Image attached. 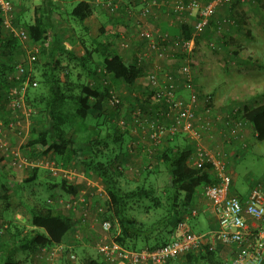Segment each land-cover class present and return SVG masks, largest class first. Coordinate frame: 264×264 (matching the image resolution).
<instances>
[{
    "label": "rangeland",
    "instance_id": "rangeland-1",
    "mask_svg": "<svg viewBox=\"0 0 264 264\" xmlns=\"http://www.w3.org/2000/svg\"><path fill=\"white\" fill-rule=\"evenodd\" d=\"M100 1L104 2L106 0ZM110 1L116 3L118 5L117 11L121 12L119 8L123 7L125 0ZM11 3L13 7L11 17L13 26L25 31L24 25L33 23V9L35 6L41 4V0H11ZM55 3L59 11L52 14V32L62 44L67 45V47H65L68 48V50L78 55L79 51H82L80 48V46H82L81 42H83L85 46L92 48L94 45L90 42V40H92L91 38L94 40L98 38L97 41H104L107 39V37L100 34L98 25L94 20L88 22L87 30L84 26L76 23L68 16V13L75 6V0H55ZM227 8L228 6L218 7L210 18L204 31L196 39L190 65L192 71L191 78L192 73L194 77L198 76V81L195 82L193 79L195 86L205 95L212 92L211 97H213V101L225 100L226 102L233 103V106H238L239 109L262 104L264 103V0H245L243 3L234 1L229 14L226 13ZM124 9H126L125 6L123 7V10ZM98 10L101 11L99 12V17L102 24L110 28V22H113L112 19H114V15L117 13L109 14L103 7H99ZM225 17L230 18V20H232L231 22H235V26L233 24L234 29L226 31L224 27L218 24L219 21L221 20L222 22ZM189 18H192V20H189ZM194 21V15H184L181 20V22L186 25H191ZM2 32L7 39L13 38L18 46L10 51L0 45V65L6 64L11 66L16 63L23 64L30 68L31 76L34 75L37 78L39 73H41V68L35 67L34 64H30L29 66L27 58L29 55L35 54L36 60L44 63L45 59L38 51L40 45L32 43L29 39L24 43H20L16 38L8 34L7 28H5L4 25H2ZM118 37L120 36L118 35ZM183 38L184 37L181 38L180 36L174 37L173 39L171 38L173 42L165 46V48H168H166V55L163 58H157L153 53L151 55V51H147L144 48V50L142 49L141 52L147 51V57H139H141V63L148 62L151 69L153 67L150 74L156 75L157 82L155 89L158 90L159 86L163 85L165 81L161 82L162 80L159 79V74L163 67L168 65L169 71L172 70L174 74H179L178 66L182 65L184 57L180 54V45L178 42ZM112 41L111 44L113 43ZM116 41L117 44L120 43V39L116 38ZM227 56H229V58ZM101 62L102 57L94 54L88 66L98 69L101 68ZM62 65L65 66V69L59 74L61 80L66 79L80 85H88L95 88H106L111 92V94L108 92L109 95L118 98V105L115 106L108 102V104L104 106L103 115L100 112L92 110L87 118V122L90 126L99 124L101 127V134L113 132L114 136L121 135V137H123L121 144H119L122 145V147H118V145L112 141L108 142V148L102 149L103 154L101 160L103 162H109L114 159L117 160V166L120 171L118 180L120 187L124 191L143 186L151 190V197L158 198L164 204V187L168 181V177L164 165L158 161V156L161 152L160 150L167 148L170 142H165L167 141L166 139L160 146V148L163 146V149L156 148L153 154L149 155L145 152L147 147L139 145L141 141L144 139L147 140V138L143 139L140 133L132 131V120L136 117L139 118L141 122L153 120L154 118V114L151 112H153V106L156 105H153L152 98H149V94H153L154 89L149 83V71L146 72V81L144 80V85L146 86H143L146 92L138 94L135 90H130L129 86L123 83L115 84L109 76L104 77L101 75V77L96 80L93 77H86L85 71L81 70V68L74 67L73 64L67 65L66 60L63 61ZM164 73L165 77L167 75L171 76V73ZM77 74H80L79 79L76 78ZM171 78L177 80L175 77L171 76ZM104 79L106 80L105 84L103 81ZM74 92L77 93L78 89H74ZM145 101H149V107L145 105ZM32 111L33 115L35 111L34 109ZM32 127L33 130H42L39 122L36 120V116L35 120H31L25 132L26 142L33 131ZM130 129L133 132L131 136H135V138L139 137L138 140L130 139ZM79 131L83 132V135L87 134L85 129H79ZM7 136L6 139L9 146L14 149L13 151L18 152L21 158H27L30 162L35 164L39 163L43 158L45 160L48 159L50 162H54L56 167L60 170L62 169V171L59 170V172L53 176L46 169L39 168L37 180L26 184L23 181L30 176L32 168L14 169L10 161L4 157L5 159L0 163V166L5 165L4 172L7 174L10 185V212L7 216L10 226H7V228L5 226L2 227V222L0 221V243L4 240L2 237L10 238L12 234H16L15 231L17 229L15 227H18L21 231L19 235L21 239L32 235L33 228L29 224L27 207L45 204L46 206L57 208L65 216L70 215L66 206L69 197L65 195L58 186L52 189L48 186L51 183H59V181L64 179V174H66L73 182L82 180L83 178L84 182L89 183V187H86L88 189H79L80 191L77 196L80 197V199H86L88 207L91 206L89 208V215H87L88 221L85 223L79 222L78 215H74L77 217L75 220L78 221V226L76 225L77 229L71 231L70 235L63 240L62 249L59 248L58 250H54L51 258L44 256L38 257L35 255V252L28 251L27 249H18L15 253V257L22 264H82L84 252L98 257L95 244L100 240L102 235L104 236L100 230V220L106 219L108 215L107 206L104 203L105 195L99 191L100 188L104 190V186L100 180L91 173L84 171L83 166L78 161H69V164L63 167V162L58 161L53 153L42 154L40 153L41 149L38 147L26 148V143L18 146L17 139L13 135L9 134ZM71 137L74 141H77L79 134H74ZM177 140L184 145H190L191 142L190 139L185 138L183 134H178ZM262 142L255 139L253 142L254 150H264L260 147L262 145V148H264V141ZM81 149V155L88 156V146L84 144ZM3 152L0 150V157L3 156ZM243 165L245 166L243 171L240 170V168L236 171L235 179L231 182L230 192L234 195L238 193L243 194L250 186L252 189L259 188L263 192L264 154L259 158H253L248 155ZM145 206H150V203L144 201L142 207L135 208L130 214L136 216V218L140 220H142V218L145 219L146 216H151L152 212L145 215ZM98 208L101 209L102 212H98L96 210ZM74 214L79 213L75 211ZM197 222H200L197 218H192L187 221L194 233L199 231L195 225ZM4 228L8 229L10 233H6V229ZM112 228L114 232H118L116 226L112 225ZM203 229L204 230L201 231L205 232L207 229L205 225ZM71 255L75 256V259H71ZM183 259V257H179L170 264H187Z\"/></svg>",
    "mask_w": 264,
    "mask_h": 264
},
{
    "label": "trees",
    "instance_id": "trees-1",
    "mask_svg": "<svg viewBox=\"0 0 264 264\" xmlns=\"http://www.w3.org/2000/svg\"><path fill=\"white\" fill-rule=\"evenodd\" d=\"M235 1L240 2V0ZM233 4L228 5L227 14L231 12ZM57 11L59 9L54 0H42L41 4L34 8L33 23L24 25L28 39L32 43L40 45L39 54L45 59V62L41 63L35 57L33 64L35 67L41 68V73L37 78L34 75L30 77L25 98L27 105L35 111L32 120H35L36 116L42 130H33L32 127L33 131L25 147H38L42 154L53 153L58 161L63 162V167H66L69 161H78L84 171L100 180L105 190L104 203L108 211L106 219L116 226L118 230L116 241L122 247L132 250L160 247L174 236L176 223L179 221L181 213L187 207L192 206L191 201L196 192L214 182L213 175L208 169L209 166L201 170H195L188 166L192 153L191 146L178 142V135H176L167 140L170 142L167 148L160 150L163 149V146L158 147L161 151H159L158 161L164 165L168 177L164 187V204L158 198L151 197L149 188L139 186L133 190L124 191L120 187L118 180L120 171L117 160L103 162L101 157L102 149L108 148L109 141L122 147L119 144L123 137L121 135L114 136L113 132L101 134L99 124L90 126L87 122L88 115L92 110L103 115L104 106L109 102V90L80 85L66 79L61 80L59 74L65 69L62 63L66 60L67 65L73 64L74 67L85 71L88 78L101 77L102 72H98V69H102L115 84L123 83L132 86L142 75L141 67L138 64L125 63L121 57L112 53L110 42H105V40H90L94 45L92 48L81 42L84 54L81 56L74 54L52 32L51 17ZM91 15V6L84 1H78L68 13V16L81 26H84V22ZM225 20L227 22L221 26L226 31L234 29L235 22H231L232 20L228 17H225ZM218 24H221V20ZM191 30L192 26L186 28L185 39L190 38ZM100 34L107 37L103 29ZM0 45L10 51L18 46L13 38L7 39L4 36L1 17ZM94 54L102 57L101 68L96 69L88 66ZM227 57L229 58V56ZM16 64L0 65V101H2L0 115L2 117L8 115L3 106L6 100L5 91L13 83L12 80H9V75L12 74ZM76 78L79 79L80 74H77ZM76 88L78 89L77 93L74 92ZM151 95L152 98L153 94L151 93ZM237 108L238 106L232 108L230 114ZM240 110L244 122L252 127L254 138L257 141H264V103L251 108L243 107ZM79 129H85L87 134L83 135ZM74 134H79L77 141L71 137ZM173 141L177 145L173 144ZM84 144L88 146V156L81 155V147ZM4 159L3 156L0 157V163ZM4 167L5 165L0 166V221L2 222L1 226L7 228L10 226L7 219L10 212V185ZM30 172V176L23 181L26 184L37 180L39 167L32 168ZM48 186L50 189L58 186L69 198L75 196L82 188L86 189L82 182L68 184L64 179ZM144 201L150 203V206H145V215L149 212L152 213L151 216L140 220L130 212L137 207H142ZM26 209L29 215V224L33 228L32 235L21 239L19 238L21 231L15 227L17 229L15 235L12 234L10 238L2 237L4 240L0 243V264H22L15 257L18 249H27L38 255L42 250L51 251L54 247L62 245L63 240L70 235L71 231L77 229V222H80L81 218L78 215L79 220L76 221L77 217L74 215L77 216V214L71 210H69L70 215L65 216L57 208L45 204ZM5 231L10 233L8 229ZM181 257L187 264H221L222 261L218 251L211 248H204L195 253L190 252ZM82 264H101V262L98 257L84 252Z\"/></svg>",
    "mask_w": 264,
    "mask_h": 264
},
{
    "label": "built area",
    "instance_id": "built-area-1",
    "mask_svg": "<svg viewBox=\"0 0 264 264\" xmlns=\"http://www.w3.org/2000/svg\"><path fill=\"white\" fill-rule=\"evenodd\" d=\"M88 4H96L103 7L109 13H116L118 5L113 1L106 0H79ZM235 0H139L141 4L140 15L146 18L151 10L159 9L162 6L171 5V10L178 22L185 15H194L195 21L192 23V30L189 39L183 38L178 42L180 54L184 57L182 65L179 67V77L173 80L171 76H166L165 83L155 89L156 75L150 74L148 79L153 89V105L159 107V111L153 120L141 122L139 118L132 120V131L138 132L148 139L150 147L146 153L152 155L154 150L162 145L166 139L173 138L178 134H183L194 144V152L189 159V166L195 170H201L207 166L213 171L214 182L203 187L202 196L207 203L202 206L201 212L207 214L215 220V227L206 232H192L187 221L199 215V208L196 205L187 207L182 213L175 226V234L164 245L149 249L147 247L132 250L122 247L117 241L118 232H114L112 224L107 219L100 220V230L102 235L95 244V250L101 264H168L170 261L188 254L198 252L204 248L216 249L227 248L228 256L222 257L221 264H264V193L259 188H253L245 198H240L230 192L232 179L227 173L223 163L215 160L203 146L204 135L210 130L209 122L197 118L195 111L196 104L201 101L203 104V114L209 115L212 111L211 97L201 93L193 79L191 78V59L196 39L208 25L209 18L221 6H228ZM245 0H240L243 3ZM170 3V4H169ZM12 3L10 0H0V17L2 25L7 28L8 34L16 38L20 43L28 40L26 31L17 29L12 24ZM227 20L223 19L220 26ZM219 28V27H218ZM141 38L147 42L149 51L153 52L157 58L166 55L165 46L170 44L172 39L168 34L159 29H144L140 33ZM122 47H128L126 40L122 41ZM36 52V51H35ZM37 53V52H36ZM144 56V55H143ZM35 54L27 58L29 66L35 60ZM141 62V57L138 63ZM102 76L108 77L101 69ZM9 80L13 83L5 91L6 100L3 104L7 116L0 115V150L3 157H6L11 166L15 168H44L53 176L60 169L54 162L48 159L39 163H32L27 158H21L19 153L13 151L7 141V135L11 134L17 139V145L26 143L25 132L32 120V109L27 105L26 90L28 88L31 70L23 64L14 66L13 72L9 75ZM104 84L106 80L104 79ZM179 89L188 93V101L177 96ZM109 92V91H108ZM111 94V92H109ZM109 102L118 105L119 100L109 95ZM0 102V108L2 107ZM242 111L237 108L231 114L223 118V124L227 128L241 130ZM139 130V131H138ZM62 171V169L60 170ZM64 180L68 184L82 182L89 187L88 182L76 180L73 182L69 176L64 174ZM104 188V187H103ZM88 189V188H86ZM105 195V190L99 189ZM75 196L69 198L66 203L68 210L80 215V221H88L89 208L86 199ZM102 212L101 209H96ZM100 215V214H98ZM62 249V245L54 247L51 251L42 250L37 256L51 258L54 250ZM71 259L75 256L71 255Z\"/></svg>",
    "mask_w": 264,
    "mask_h": 264
},
{
    "label": "crops",
    "instance_id": "crops-1",
    "mask_svg": "<svg viewBox=\"0 0 264 264\" xmlns=\"http://www.w3.org/2000/svg\"><path fill=\"white\" fill-rule=\"evenodd\" d=\"M78 1L79 0H75V4ZM170 1L174 2L176 0H170ZM90 6L92 9V15L84 22L83 24L84 27L88 30V25H87L88 22L91 20H94V22L98 25L99 32L102 29L105 30V33L107 34L106 35L107 39L105 40V42H110V49L112 53L121 57L127 64H138L141 67V70H142L141 77L138 78L132 86H129L130 90H135L138 94H140L141 92L143 93L146 92L145 88L143 87V86H146L144 85V80L146 81V77H145L146 72L149 71V74H150V72H152L151 70L153 69V67L151 69V66L148 65V62L138 63L139 56L144 55V57H147V51L149 50L147 42L141 38V35H140L141 31L144 29H147V30L159 29L161 32L168 34V36L172 39L178 36L182 38L187 33L185 32L186 28L191 27L193 23L192 22L191 25H186V24H183L182 22H178L175 14L173 13V10H171V5L162 6L159 9H153L151 10L149 16H147L146 18H142L140 15L141 4L139 3V0H125V3H123V7L125 6L126 9L123 10V7L119 8V11L121 12H117V14L114 15V19H112L113 22H110L111 25L109 28L107 26H104L102 24V21L100 20L99 12L101 11L98 10V8L101 6L96 5V4H90ZM33 14H34V9H33ZM189 20H192V18H189ZM33 21H34V15H33ZM118 35L120 37H118ZM116 38L120 39L119 44H117ZM91 39L94 40L93 38ZM124 39H127L126 42L128 43V47H122L121 43ZM95 40H98V38ZM111 41L113 42L112 44H111ZM64 46L67 47V45H64ZM80 48L82 51H79L78 56H81L84 54V48L82 46H80ZM143 48L147 51L141 52ZM150 53L152 55L153 52H150ZM153 55L155 56L154 53ZM168 67H169L168 65L166 67H163L162 68L163 72L161 71V73L159 74V79L162 80L161 82H163L167 78L165 77L164 72H168V74L171 73L170 75L172 77H175L176 79H178L179 77L178 73L174 74L172 70L169 71L170 69ZM192 79H194L196 82L198 81V76L194 77L192 73ZM96 80H98V78ZM164 83L165 81L163 82V84ZM211 94L212 92H210L208 95L210 96ZM151 96L152 95L149 94V98ZM177 96L182 98L185 101H188V93L183 89L178 90ZM212 98L213 97H211L212 111L210 112L209 115L203 114V104L201 103V101H199L195 106L197 118H199L200 120L208 121L210 125V130L204 135L203 146L205 147L206 151L209 152L215 160H218L225 165L227 173L230 175L231 179L234 180L236 171L239 170V168L242 171L245 169L243 162L247 160L248 155L252 156L253 158H259L261 155L264 154V150H254L253 148V144H254L253 142L255 140L254 132L252 130V127L248 123L244 122V120H242L241 130H234L232 128L225 127L223 124V118L227 116L228 114H230V112L232 111V108H235L236 106H233L234 105L233 103L226 102L225 100L213 101ZM148 102L149 101H145V105L146 106L148 105L149 107L150 103ZM258 105H255V106H258ZM255 106H252V107H255ZM152 110L153 112L151 113L154 114V116H156V113L159 111V107L153 106ZM152 114H149V115L153 116ZM129 134H130L131 140L139 139V137L135 138V136L134 137L131 136L133 134L131 129L129 130ZM144 138L145 137L143 136V139ZM185 138L187 137L185 136ZM165 142H168V141H165ZM175 143L176 142L173 141V144ZM139 145L142 147L146 146L147 148L151 147L148 139L147 140L144 139L143 141L140 142ZM190 146L192 150V153H191L192 155L194 152L193 150L194 144L190 142ZM260 147L261 149H264L262 148V145ZM188 166H189V162H188ZM208 169L213 174V171L211 170L212 168L209 167ZM250 187L243 194L238 193L237 195L240 198L247 197V195L249 194L248 192H250V190L252 189V187L251 188ZM206 203H207V200L204 199V197L202 196V189H200L199 191L196 192V194L193 197V200L191 201V204L198 206L200 210L199 215L196 217L198 220H200V222H197L195 224L196 227L198 228L197 230H199L197 232H202L201 230H204L203 229L204 225L207 228L206 231L210 230L212 227H215V220L212 219L210 216H207V214L201 212L202 206L205 205ZM228 250L227 248L226 249L221 248L218 253L223 254V256L226 257L228 256V252H229ZM223 256H221V258Z\"/></svg>",
    "mask_w": 264,
    "mask_h": 264
}]
</instances>
